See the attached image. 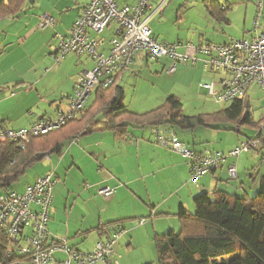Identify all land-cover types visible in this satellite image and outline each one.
<instances>
[{
    "label": "crops",
    "instance_id": "crops-1",
    "mask_svg": "<svg viewBox=\"0 0 264 264\" xmlns=\"http://www.w3.org/2000/svg\"><path fill=\"white\" fill-rule=\"evenodd\" d=\"M30 1H24L16 16L0 20V33L5 37L0 41V60L10 58L15 52L9 53L6 47L17 45L19 48L15 52L14 61L0 67V123H5L8 128L15 131L29 128L45 118H54L58 108L66 105L68 98L73 96L77 78L94 68L92 60L68 55L58 67L54 66L53 71H48V66H52L53 63L51 57L57 52V36H68L69 30L91 0H34L33 4ZM138 1L116 0V3L122 8L133 7ZM155 2L154 0L151 2L153 10L158 7ZM211 2H215V8L225 12L223 21L218 20L207 8ZM258 3L262 4L261 24L264 25V0H203V8L199 10L198 16L188 20L184 15V23L187 21L191 26L199 27L201 30H213L216 33L210 36L200 34L198 43L191 44L223 45L230 38L251 39L250 33L254 29ZM44 14H49L55 19L54 28L43 30L38 28L40 17ZM159 14L150 22L153 37L158 42L190 44L184 43L185 36L180 34V29L177 33L168 35L162 28L160 29L161 24L158 26L154 24L152 27L151 23H155L154 19ZM181 18L178 17V21ZM217 27L221 28L223 35L216 31ZM233 28L238 29V34L234 35ZM227 30H231L230 34L236 37L229 36ZM35 39L39 43L36 51L39 58L48 55L47 60L40 61L42 63L36 62L35 51L31 53L33 50L27 47L28 43ZM179 52L183 53L184 48L181 47ZM150 61L146 55H140L135 62L141 66L149 64ZM156 63L157 65L152 68L157 70L158 75L164 73L169 65L167 60ZM184 66L178 67L174 76L176 80H184L185 76L194 72ZM197 66L205 70L201 62L192 65ZM43 67L47 69L39 70ZM194 73L201 78L199 86L202 89H205L204 84L220 79L215 73ZM125 74L120 76L118 81L123 89L121 83ZM167 96L180 98L173 93H164V97ZM96 98L97 92L89 98L83 114L77 119L83 127L103 121V113L90 112L88 115V110L93 106L96 108L95 111L98 109ZM162 100L166 102L165 99ZM131 112L137 115L149 113ZM164 127L171 128L169 125ZM158 128L131 127L125 135L102 127L83 131L72 141L67 140L64 143L61 155L51 153L38 162L50 163L41 166V172L25 183L23 191L25 192L26 187L34 184L38 178L49 175L53 170L51 173L56 188L53 190L52 206L61 200L67 202V207L69 204L72 205L66 224L56 222L60 224L53 229L56 236L52 237L53 239L67 237L72 248L87 253L91 252L99 241L108 239L115 226L120 224L126 230V234L116 245L121 264H155L156 258L158 259L155 239L181 231L183 220L178 216L181 207L194 214V201L203 194H207L210 199H214L216 192L235 196L244 193L247 196L246 178L250 181L251 192H258L264 178V170L259 168L254 158L250 160V155L264 151L263 136L259 150L249 153L248 156L245 154L244 157L242 154L235 161L237 182L230 181L227 168L224 167L205 176L197 188L190 182L187 160L155 143V130ZM171 129L182 143L199 153L205 151L229 153L243 142L239 140L235 142L228 140L226 136L215 134L218 135L215 138L216 142L220 137L223 138L221 140L223 148L217 151L214 148L215 144L212 146L207 144L211 138L210 132H202L204 130L215 132L217 131L215 126L209 125L193 130H181L177 127ZM237 132L240 133V130L237 129ZM226 139L229 145L224 144ZM99 188L115 189L116 193L104 199L96 194ZM61 213L63 215L62 211ZM142 220L145 224L139 225ZM50 225L49 222L51 234ZM88 240L91 241L89 246L86 243Z\"/></svg>",
    "mask_w": 264,
    "mask_h": 264
},
{
    "label": "built area",
    "instance_id": "built-area-1",
    "mask_svg": "<svg viewBox=\"0 0 264 264\" xmlns=\"http://www.w3.org/2000/svg\"><path fill=\"white\" fill-rule=\"evenodd\" d=\"M153 0H139L133 7H119L116 0H91L83 9L66 37L57 36V52L51 57L59 66L68 55L94 62L91 71H85L76 80L72 97L60 106L54 118H45L35 125L12 130L0 124V143L14 142L25 147L32 138L50 135L77 120L84 112L89 98L98 90H108L118 85V78L129 72L140 55L151 61L165 59L169 62L165 73L174 76L179 66L202 63L211 73L220 75L217 82L203 87L218 103L229 105L245 100L254 83L264 90V25L261 24L262 4L251 39L230 38L223 45L193 44L178 45L158 42L152 34L150 22L166 6L161 0L153 10ZM113 23L114 36L108 43L99 37ZM55 19L44 14L38 28H54ZM183 47L184 52H179ZM258 136L240 143L229 153L215 151L196 152L182 143L171 128L155 130L154 141L169 151L183 156L190 170V182L199 187L201 180L227 168L231 181L238 180L236 160L243 153H252L261 148L264 130V109L259 119ZM53 173L38 178L20 194L8 192L0 195V230L8 239V247L0 264H121L116 245L126 234L120 224L115 226L110 237L99 241L91 252L71 248L68 240L53 239L49 231L50 212L53 205ZM115 189L99 188L96 194L108 199ZM140 221L139 225H144Z\"/></svg>",
    "mask_w": 264,
    "mask_h": 264
},
{
    "label": "trees",
    "instance_id": "trees-1",
    "mask_svg": "<svg viewBox=\"0 0 264 264\" xmlns=\"http://www.w3.org/2000/svg\"><path fill=\"white\" fill-rule=\"evenodd\" d=\"M24 1L0 0V20L16 16ZM207 8L218 20H224L225 12L215 8V2L209 3ZM124 102L125 92L119 84L108 90L100 89L95 102L98 109L95 111L93 106L88 110V115L90 112L103 113V121L83 127L74 120L57 131L59 135L51 137L52 133L32 138L24 148L14 142L0 143L2 189L8 190L17 184L28 169L39 162L37 155H61L67 140L72 141L81 132L94 128L102 127L125 135L131 127L158 128L169 125L171 128L193 130L212 125L210 121L220 120L222 123L234 122L237 124L236 130H240V125L252 123L251 116L244 115V100L229 104L220 114L195 117L183 115V103L175 96L168 98L160 108L143 115L129 111ZM194 204V214L181 207L178 216L183 220V227L180 232H171L155 239L158 264H264V178L254 197L216 192L214 199L203 194L195 199ZM7 247L8 239L0 230V260Z\"/></svg>",
    "mask_w": 264,
    "mask_h": 264
},
{
    "label": "rangeland",
    "instance_id": "rangeland-1",
    "mask_svg": "<svg viewBox=\"0 0 264 264\" xmlns=\"http://www.w3.org/2000/svg\"><path fill=\"white\" fill-rule=\"evenodd\" d=\"M202 1L203 0H167L166 6L162 9L159 16L154 19L155 23L154 22L151 23L152 27L154 26V24H157V26L158 24H161L160 29L162 28L163 31L167 32L168 35L170 34L173 35L174 33H177L178 30L180 29L179 31L180 34H184V36L186 37V38L184 37V43H190V44L198 43L200 34H206V36H210L216 33L213 30H204V29L201 30V28L199 27L196 28L195 26H191L189 25V23H187V21L186 23H184V15L188 20L191 17L195 19V17L198 16L199 10L203 8ZM154 2L157 3V5L160 4L158 0H154ZM30 7L31 6L28 7V10L31 9ZM178 17H182V18L178 21ZM26 21L29 22V20ZM236 28L232 29L234 35L238 34L237 33L238 29ZM115 29H116V24L113 23L108 29H106L102 34H100L99 37H101L102 40L108 43L110 39L114 36ZM216 29L217 32L223 35V32H221V28L218 29L217 27ZM230 32L232 34L231 30L230 31L227 30L228 34H230ZM1 34L2 33H0V41L5 39V37H2ZM231 34L229 36L236 37ZM38 44L39 43H37V39H35L33 41H30L27 47L33 50L30 51L31 53H34L35 51L34 55L36 56L34 59L36 60V62L37 61L40 62L42 60L45 61V59L47 60L48 55L47 57H43L44 59L39 58V55H37L36 51ZM6 49H8V52L10 53V52L18 51L19 48L17 47V45H15L10 48L6 47ZM15 52L12 54L10 58L0 60V67H4V65H8L9 63L13 62L14 59L16 58ZM162 60L165 61V59H161L159 60V62ZM156 62L157 61H150L149 64H145L141 66L136 65L137 62H135L131 70L124 75L121 85L125 89V102H124L125 106L130 111L144 113L154 109H158V107H161L165 103V101L162 99H165L167 101L169 97V96L164 97V93H173V95L175 94L180 97L179 99H181L183 103L184 116H198L201 114L213 116L215 114L222 113L225 109L229 107V105L218 103L215 98L209 95L208 90L202 89L199 86L201 82V78L198 77V75L196 76L194 72H197L198 74L199 73L205 74V72L211 73L208 70L206 69L203 70L199 66L192 67V65H188V66L185 65L184 66L185 68L188 67L189 70H192L194 72H192L188 76H185L184 80H176L174 77L175 75L168 76L165 73V71L164 73L162 72L161 74L159 73L160 75H158L156 73L157 70H155V68H152L157 65ZM54 66H55L54 63H52V66H48L49 69L48 71H53L52 67ZM46 69L47 67H43L40 68L39 70L45 71ZM218 76L221 77L220 75ZM244 101H245L244 115H250L252 118V123L250 125L248 124L240 125L239 128L241 132L238 133L236 130L237 124H235L234 122L225 121L224 123H222L220 120H217V122L210 121L213 123L212 126H215L217 131L215 132L212 130L202 131V132H210L211 138L210 141L207 142L208 146H212L215 144L214 148L217 151L223 148V144L221 142L223 138L220 137L218 142H216L217 140L215 138L218 135L215 134H220L219 136H226L228 140H232L235 142L238 140L243 142L248 141L258 136L259 134L258 130L260 127L259 119L262 110L264 109V90L257 83H254L249 89L246 99ZM59 134L60 132H54V134L51 137L57 136ZM262 136L264 139V131L262 132ZM227 139L226 141L224 140L225 145H229V141H227ZM259 152L260 153H254L250 155V160L254 158L259 168L264 170V151L262 152L261 150ZM245 154H247L248 156L249 153H243L242 157L246 156ZM45 163H50V162L43 161L42 163H37L36 165L32 166L30 169H28L25 176L17 184H15L13 187H11L8 190L1 189L0 193H5V192L23 193L24 192L23 187L25 183L31 178L37 176L41 172L40 171L41 166H43V164ZM245 183L246 185H248L245 193H247L248 196L250 197H254L256 193L251 192L249 188L251 184L247 178ZM54 188H56V186ZM244 196H245L244 193L239 194V197H244ZM64 202L65 201L62 202L61 200L60 203H57L51 208L50 230H51V235L54 238H56L55 234H53L54 227L56 225L58 226L60 223L66 224L67 218L69 217L70 211L72 210V205L69 204V206L67 207V202L65 203ZM61 211L63 212V215ZM56 222H60V223L56 224ZM59 239L67 240V237H63ZM86 243H88L87 245L89 246L91 241L88 240ZM155 264H158L157 258Z\"/></svg>",
    "mask_w": 264,
    "mask_h": 264
},
{
    "label": "water",
    "instance_id": "water-1",
    "mask_svg": "<svg viewBox=\"0 0 264 264\" xmlns=\"http://www.w3.org/2000/svg\"><path fill=\"white\" fill-rule=\"evenodd\" d=\"M30 3L33 4V3H34V0H31ZM45 157H46L45 154H39V155H37V159H38L39 161H40V160H43ZM2 188H3V185L0 184V190H1Z\"/></svg>",
    "mask_w": 264,
    "mask_h": 264
}]
</instances>
